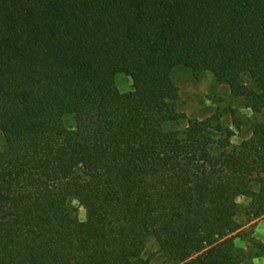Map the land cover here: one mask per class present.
Listing matches in <instances>:
<instances>
[{
    "label": "trees",
    "instance_id": "1",
    "mask_svg": "<svg viewBox=\"0 0 264 264\" xmlns=\"http://www.w3.org/2000/svg\"><path fill=\"white\" fill-rule=\"evenodd\" d=\"M178 66L262 112L264 0H0V264H243L264 122L187 118Z\"/></svg>",
    "mask_w": 264,
    "mask_h": 264
},
{
    "label": "rangeland",
    "instance_id": "2",
    "mask_svg": "<svg viewBox=\"0 0 264 264\" xmlns=\"http://www.w3.org/2000/svg\"><path fill=\"white\" fill-rule=\"evenodd\" d=\"M173 80L179 89L178 109L187 118H205L217 114L222 123L234 130L233 142L240 144L250 136L251 126L255 122H264V110L256 113L235 98L230 88L217 81L210 72L195 74L191 69L178 66L172 73ZM132 80L126 75L118 77V86L122 92L132 89ZM68 127H72V116L65 118ZM184 124V123H183ZM2 139L0 137V145ZM239 203L246 208L251 203L248 197L239 198ZM72 207L81 221L87 219V209L77 199L71 201ZM244 223L241 233L236 238V246L243 264H264L258 244H264V217L249 220L245 214L240 217ZM147 254L152 256L154 264H164L165 258L158 253L157 243L150 241Z\"/></svg>",
    "mask_w": 264,
    "mask_h": 264
}]
</instances>
